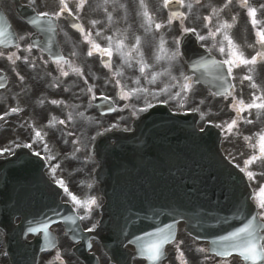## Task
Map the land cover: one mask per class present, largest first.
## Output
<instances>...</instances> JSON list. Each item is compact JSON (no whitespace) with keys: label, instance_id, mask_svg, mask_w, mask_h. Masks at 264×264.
I'll return each instance as SVG.
<instances>
[{"label":"rangeland","instance_id":"obj_1","mask_svg":"<svg viewBox=\"0 0 264 264\" xmlns=\"http://www.w3.org/2000/svg\"><path fill=\"white\" fill-rule=\"evenodd\" d=\"M54 1L55 0H42V2L46 5L50 2L54 3ZM148 4L151 14H155L152 11V2L149 1ZM48 8L52 9V7ZM137 9L138 8L136 7L132 14V17L130 18L133 20L132 26L135 28V32L132 34L131 29H129L128 32H125L122 35L125 36L129 33V39L126 40V43L129 46H131L135 42L136 36H139L141 38V49L144 54L143 58L149 65H151V67L147 69L149 78L152 72H164L165 69H170V75H161L154 83H149L148 79H145L141 76L139 72V65L136 64L135 60L132 61V66L129 67L124 63V60L121 58V56L114 52V55L112 56L111 68H109L108 70L97 68L96 75L99 88L96 93L111 94L114 85L117 84L116 81L123 80L131 90L138 87L148 89L146 98L144 100L141 99V96H138L139 92L134 94L132 98L133 100L129 99L134 101L135 106L142 108L148 102L161 101V90L164 88V86L167 85V82L172 77H175L176 80L175 82H169V84L181 86V84L183 83L181 77H184L185 67L184 65L182 66L183 71L180 73L179 71L172 70L170 68V65L173 63V61L169 57H171L173 53H176L174 44L175 37L173 38V41H170L173 34V28H166V33L164 36L161 35V30L156 31L154 27L150 31H146L144 20L141 19ZM111 10L112 9L107 8L106 13H111ZM188 12L189 18L187 17L185 25L192 27L196 19L198 17H202V14L199 9L193 6L191 7V9L188 8ZM108 28L109 26L107 25L101 29L100 37L104 46H108V40L106 39L105 33L103 31H107ZM110 34L113 35V40L117 39L116 37L118 36V34L112 32L111 30ZM160 37H162L166 42L164 45L165 52L161 55L163 57H166L168 62L166 64H161L159 67H155L154 59L157 53L154 51V48H151L149 46V44L153 41L154 38H156L154 41V45H159ZM83 46L84 44L82 43L81 47L83 48ZM22 48L23 46L21 45L20 49ZM20 49L10 52H2L0 50V67L5 68L4 66H6L7 69H5L8 70V72L11 74L12 80L10 78V84H19V79L22 77L20 62H24L26 69L32 72V78L35 79L36 82L39 80L41 84L39 86L37 85V89L39 88V90L36 91V96L33 99V110L32 112H30V116L24 119V121L22 122L19 120V116L16 114V112L11 111L13 108L16 109V106L11 101H6L5 103H3L2 99L0 98V117H3V119H0V150L6 148L7 150H9L19 143H25L28 145L30 144L31 148L33 149L34 146H37L35 144L36 140L33 138V135L36 131H40L42 134V138H38V140L42 141L40 143L43 145L44 142L47 143L46 146L50 152L51 159H56L57 157L63 155L75 156L76 153L74 150L75 146L77 145V138H73L76 137L74 136L76 134H74L73 132V127H75L79 132L77 136L80 138H84V145H87L91 140L93 134L103 128L102 125L104 124V122H102L96 116V112L88 106L87 102L83 106L82 94L84 85L77 77L76 73L67 76L61 75L58 71V68L62 67L61 65H54L53 67H50L44 59L37 55L23 57L22 59H15V55H13V53L19 51ZM72 55L74 54L71 53V56ZM133 55L135 56V53H133ZM9 57H12V59H9ZM176 58L178 59L177 55ZM87 61L88 60L83 57V53H81V55L73 58L72 68L74 69L75 67H80L82 73H85V70L90 68L87 64ZM118 72L122 73V75H117ZM137 79L140 80L139 85L134 82ZM57 85L62 87V90H56L55 87ZM193 95H195L197 98V108L203 115V121H205V119H207L208 106L210 105L211 101L210 99L208 100L209 94L202 88L193 87L189 92H181V100L183 101V103L181 102L180 105L183 109L187 106L193 107L192 103H190ZM56 96L64 97L65 101L69 100L73 103V106L69 109V113L72 115L71 118H64L62 114L63 112H65V110L52 104V101L57 100ZM180 105H178L177 107H180ZM122 110H126V106H124ZM25 111H27L26 107ZM80 111L83 114V117L79 115ZM125 117L128 118V114H125ZM45 118L47 119L49 124H52V120L54 119L55 125L50 127L45 126ZM78 119H81V128L75 126L74 124ZM60 121H63L62 126ZM201 123L203 122L201 121ZM24 127H30L32 129V132H30L29 134V131L23 130ZM44 127L48 128L44 129ZM72 132L74 135H71ZM58 164L59 162L57 163V165ZM73 167H79L81 170H83V174L87 171L86 164L80 161L75 162ZM60 242L64 248H68L69 245L67 241L61 235H59V243ZM178 242H183V237H180ZM1 246L2 245L0 241V260L2 261ZM68 257L69 255H67V259L69 260L70 264H76L75 260L72 257L71 259H69ZM101 258L103 259L105 264L106 260L104 259V257Z\"/></svg>","mask_w":264,"mask_h":264},{"label":"snow or ice","instance_id":"obj_2","mask_svg":"<svg viewBox=\"0 0 264 264\" xmlns=\"http://www.w3.org/2000/svg\"><path fill=\"white\" fill-rule=\"evenodd\" d=\"M87 0H78L77 8L83 9L85 6ZM242 7L247 8V15L250 19V23L252 27L255 29V36H256V44L260 46V50L256 52L254 56L251 58H248L244 55V53L239 49V46L232 40L231 36L228 33V29L232 28L233 25L228 23L227 21L221 22L216 29L209 30V36L215 38L218 34L223 35V41L221 42V46L219 48V51L224 54L225 53V46L223 42L227 43V55L228 58L225 59L222 62H218L216 60L211 61H204L202 64L199 65V67L204 68L206 71L210 69L217 70L216 72V79L220 80L224 83H227L226 76L224 75L222 71V66L227 65V76L232 75L233 68L240 67V66H253L256 65L258 62L264 61V27H260V21L257 20V9L254 7H251L248 5V0H239ZM60 3V10L59 12L55 13L57 17H59L62 14H69L71 15V10L68 7L67 0H59ZM173 3L180 5V7H187L191 9L192 4H185V0H163V7L169 8L170 5ZM196 3H199V0H196ZM231 3V0H227V3L224 5V7H227L228 4ZM107 4L108 0H104L105 5V11L107 12ZM139 6L142 10L141 14L144 20L145 30L150 31L153 27L156 31H159L161 28H163L165 25L162 23H158L155 21V18L151 14V12L148 10V6L145 3V0H139ZM220 11H223V8L212 9V15H217ZM49 13L47 12H41L37 14V18L32 20L31 22L35 25H39L40 19L42 17H48ZM113 16L111 13L107 14V21L109 25L113 22ZM180 19L181 21L187 19L184 12L181 11H172L171 14L168 16V23L171 24L173 20ZM205 21L208 23H211L212 16H206L204 17ZM236 18L233 17V20ZM97 23H100V21H92V24L95 25ZM78 32L81 33L83 36L85 42H87L90 47L88 51V55H93L94 52L99 53L101 57H107L108 60L105 61V67L111 68V57L113 56V53H117L121 56V58L124 60V63L127 64L129 67L132 66V61L135 60L136 64L139 65V72L142 77L145 79H148L149 83H154L157 78L161 75L169 74L170 75V69H165L164 72H152L151 76L149 78L147 74V69L151 67L143 58L144 54L141 51V38L139 36L135 37V42L129 46L126 43L127 36L125 35L123 38H117L113 40V37L109 36L106 39L108 40V46L102 47L99 43H97L94 39H92V33L91 32H85V29L83 26L80 25H72ZM6 25H0V38H4L8 35L6 31ZM183 31L185 33L191 31L195 32L194 29H188L183 28ZM97 35H100V33H97ZM199 39L204 40V36H198ZM6 40L0 39V43H5ZM165 41L161 37L160 44L158 46V53L155 56V60L159 61L163 57L160 55V53L165 52ZM135 53V56L133 55ZM177 53H173L170 59H175ZM9 59H12V57H9ZM68 63L64 60L63 56H57L56 57V63L59 65L61 62ZM73 71L77 72L78 74L82 75V70L76 68L73 69ZM62 75L67 76L68 73L65 71L61 72ZM117 75H122V73H117ZM183 75V74H182ZM23 79V77H21ZM174 80L175 77H172ZM244 79L252 81V76H245ZM137 85H139L140 80L137 79L134 81ZM117 86L120 88V95L121 99H129L131 95L138 93V92H144L147 93V88H136L131 90V92L126 91L125 88L120 85L119 80L116 81ZM174 86V85H173ZM223 87V84L221 85ZM252 88H256L257 85L255 83L251 84ZM192 84L189 77L184 76V83L181 84V91L182 92H189L191 91ZM230 88L224 87L222 95H230ZM89 92L92 91L91 88L88 89ZM161 91L166 92L167 88L162 89ZM176 95H180V93H177ZM95 98V96H93ZM107 99V97H105ZM52 103H57V101H52ZM153 107L152 104H148L147 108ZM233 109L239 114L245 111H251L252 109H256L258 111L264 110V94L262 95H255L253 94L252 100L250 103H245L244 100H235L233 105ZM147 108L141 109V111H147ZM11 111L16 112L17 109L13 108ZM82 115V114H81ZM0 119H3V117H0ZM251 123V121H248ZM60 123H63V121H60ZM237 120H232L231 123L227 124L226 129L228 132H232V130L236 127ZM35 135L37 138H42V134L40 131H36ZM245 140L249 141L250 147H252L256 154L252 155L248 160L245 161V167L241 169L242 172H246L247 176L251 179L254 177V173L251 171H248V166L256 162L257 160H264V131H261L256 134V141L255 143H251L252 138L251 137H245ZM25 147L31 148V145H25ZM47 150V146H45ZM8 151V150H4ZM35 156L39 157L40 153L36 152L33 153ZM56 168H52L53 174L55 173ZM57 184H59L60 187L64 188L65 192H68L67 187L64 185V182L62 180L56 181ZM71 196L72 201L77 206L86 208L88 210L91 209L93 205L96 204L95 198H89L86 201L80 200L76 195H73L69 193ZM255 201L258 205V207L261 210H264V186H261L259 188V191L255 193ZM83 218V217H82ZM261 219H264V215L261 216ZM171 226H168V229L170 230ZM48 225L44 224L42 228H29L30 232H39L44 231L47 232ZM93 229H89V231H92ZM264 231V223H257L256 218L253 217L252 220H250L248 223L244 224L239 229L231 232L230 234L223 236L220 238V242L225 245L223 251L217 252V255L220 256H231L233 253L238 254L245 264H261V262H264V235H261V232ZM147 236L149 239L147 241H144L143 238H137L138 242L140 243V251L141 253L146 256V258L149 261H152L153 264L155 262L160 260L161 257V250L163 248V245L167 243L170 239L169 231H166L165 229H158L155 233H148ZM200 251H204L201 249ZM181 256H183V253H180ZM183 264H186V261L183 262Z\"/></svg>","mask_w":264,"mask_h":264},{"label":"water","instance_id":"obj_3","mask_svg":"<svg viewBox=\"0 0 264 264\" xmlns=\"http://www.w3.org/2000/svg\"><path fill=\"white\" fill-rule=\"evenodd\" d=\"M160 119L163 120L167 127L171 130H180V128L183 126H185V124H183L182 120L179 119H173V118H169L166 116H160ZM186 138V136H184ZM191 141H193V143L189 144V147L191 148V151L198 153L199 151V144L202 145L203 147V155L207 158L208 154L211 150V143H212V137L210 133H207L206 136H197L194 133H192L191 135ZM147 155H153L154 154V150L153 149H148L145 152ZM148 156L147 158H142V157H138L135 159H131L129 157H124V160L126 163L131 164V165H142V164H151L152 165V172L151 174L148 176V180H150L154 173H155V169L156 167L160 169L161 174H165L164 176H161V187L162 190L164 192H168L172 194V198L171 201L172 202H177L178 198L175 196L176 194V190L171 187V177L168 174V170L170 169H177L179 170V172H181V169L178 168L180 165L181 166H186L189 167L190 165V159L191 156L186 154L185 152H181L178 151L175 155L173 156H168L167 158H165L163 161H158V159L156 157H150ZM143 170V169H142ZM144 171V170H143ZM210 177H212L211 174H209ZM191 178L194 180V182H197L198 184H207L208 180H207V176H196V177H192ZM150 189L151 190H156L157 189V180H153L150 183ZM221 198L223 197V195L220 196ZM228 212V209L225 208H220V214L225 216ZM164 218L161 219V221H163ZM131 232H133V228L131 229ZM110 241V238H109Z\"/></svg>","mask_w":264,"mask_h":264},{"label":"flooded vegetation","instance_id":"obj_4","mask_svg":"<svg viewBox=\"0 0 264 264\" xmlns=\"http://www.w3.org/2000/svg\"><path fill=\"white\" fill-rule=\"evenodd\" d=\"M249 2H250L251 6L255 7L257 10H259L261 12V16L264 15V0H249ZM259 26L264 27V22L260 21ZM249 167L256 169L257 168L256 162L249 165ZM263 169H264V166H263ZM197 257H198V255H197ZM192 262H193V264H221L217 260H201V259H196V258L193 259ZM223 264H225V263H223Z\"/></svg>","mask_w":264,"mask_h":264}]
</instances>
